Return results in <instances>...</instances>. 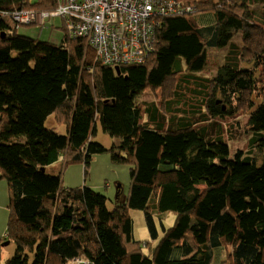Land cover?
<instances>
[{
	"label": "trees",
	"instance_id": "trees-1",
	"mask_svg": "<svg viewBox=\"0 0 264 264\" xmlns=\"http://www.w3.org/2000/svg\"><path fill=\"white\" fill-rule=\"evenodd\" d=\"M177 1L154 15L144 60L117 73L63 18L59 43L16 32V13H51L57 0H0L1 240L16 246L6 264H264V0ZM208 48L226 51L213 76L202 74ZM240 133L250 136L230 156ZM101 154L129 167L112 208L98 188L47 171L61 160L86 175ZM130 210L161 228L175 219L142 240Z\"/></svg>",
	"mask_w": 264,
	"mask_h": 264
},
{
	"label": "built area",
	"instance_id": "built-area-1",
	"mask_svg": "<svg viewBox=\"0 0 264 264\" xmlns=\"http://www.w3.org/2000/svg\"><path fill=\"white\" fill-rule=\"evenodd\" d=\"M179 5L177 0H57L51 13L24 10L13 17L29 24L38 19L41 23L49 15L60 16L75 36L93 45L97 58L117 65L142 62L151 48L154 15H165Z\"/></svg>",
	"mask_w": 264,
	"mask_h": 264
},
{
	"label": "rangeland",
	"instance_id": "rangeland-1",
	"mask_svg": "<svg viewBox=\"0 0 264 264\" xmlns=\"http://www.w3.org/2000/svg\"><path fill=\"white\" fill-rule=\"evenodd\" d=\"M61 25V17L55 16L49 19H45L41 23L35 22L30 24H19L17 26L16 32L18 34L38 38L40 40H47L49 42L59 43V40L61 36H63L64 32L61 28ZM234 39L235 41H239L238 36H235ZM225 53V48H208L206 50L207 58L202 70V74L207 76H213L216 73L217 67L222 63ZM159 94V91L157 93L146 91L145 94L142 95L141 99H143L144 101H150L155 99L156 97H159ZM246 120V117L241 118V123L245 124ZM45 126L52 128L53 130L61 134H64L66 130V125L55 123L51 116L46 119ZM260 131L264 133V128ZM249 136L250 133H240L237 135L236 139L229 141L230 156H232L236 150L243 148L244 142L249 138ZM109 138L110 137L106 134H103L101 130L98 131V135L95 136V139L103 144H108ZM108 157V154L99 155L97 161L98 163H93V165L90 164L85 177L84 173L82 172L80 185L85 184V181L83 180L84 178L86 179V182H88L89 179L92 182H96V184L92 185L91 187L97 186V190H99L102 194L107 197V203L109 208H112L115 204V199L117 196V180L122 185L124 193H127L129 187V167L127 165H117L113 163L110 164L108 162ZM77 165H79L83 169L82 164ZM50 170L51 167H48L47 171ZM59 171L61 173L62 178V170ZM67 171L71 172L75 171V169L70 168ZM104 182L108 183L106 187H104ZM130 215L132 216L133 221L135 223V235H137L138 237L141 236L142 240L149 239L150 236H153L152 239L150 238L151 241H153V239L157 240V238L165 232L166 229L164 228H166V226L172 225L175 219V214L172 211L167 212L164 220L162 221V224L164 226L163 228H161L160 224H158L159 221L157 219H152L149 217L148 220H145L144 214L141 210H130ZM2 242H4V240H0V264H6V260L14 255L16 246L11 241H9V243H5L4 245H1ZM32 258L33 256L31 254L30 262L32 261Z\"/></svg>",
	"mask_w": 264,
	"mask_h": 264
},
{
	"label": "crops",
	"instance_id": "crops-1",
	"mask_svg": "<svg viewBox=\"0 0 264 264\" xmlns=\"http://www.w3.org/2000/svg\"><path fill=\"white\" fill-rule=\"evenodd\" d=\"M37 22H39V20ZM98 158H99V156H95L91 165H93V163H98L97 162ZM108 162L110 164H112L109 157H108ZM55 166H57V167H55ZM70 168H74L75 171L68 172L67 170H69ZM51 169L55 173H57L58 170H62V174H63L62 182H63V185L66 187H74V186L80 185L82 172L84 173V167L82 169L79 165H71V166L63 168L61 160H60V162L55 163L51 167ZM84 177H85V174H84ZM83 180L86 182L85 179H83ZM117 182L119 183L118 180H117ZM87 183L90 186L96 184V182H92L90 179L88 180ZM103 184H104V187H106L108 185L107 182H104ZM120 186L122 189V185H120ZM95 187H97V186H95ZM7 219H8V186L5 182V180H0V240L3 239L4 236L6 235ZM5 243H9V241H4L1 243V245H4Z\"/></svg>",
	"mask_w": 264,
	"mask_h": 264
},
{
	"label": "water",
	"instance_id": "water-1",
	"mask_svg": "<svg viewBox=\"0 0 264 264\" xmlns=\"http://www.w3.org/2000/svg\"><path fill=\"white\" fill-rule=\"evenodd\" d=\"M115 69H116L117 73H119V71H120L119 67L115 66Z\"/></svg>",
	"mask_w": 264,
	"mask_h": 264
}]
</instances>
